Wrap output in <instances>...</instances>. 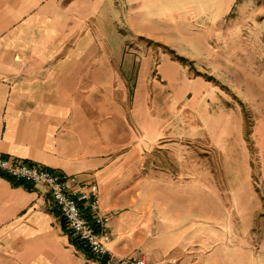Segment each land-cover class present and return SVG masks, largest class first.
Returning <instances> with one entry per match:
<instances>
[{
	"label": "crops",
	"instance_id": "crops-1",
	"mask_svg": "<svg viewBox=\"0 0 264 264\" xmlns=\"http://www.w3.org/2000/svg\"><path fill=\"white\" fill-rule=\"evenodd\" d=\"M98 2L0 0V154L96 185L117 257L235 264L225 259L221 232L199 219L204 204L189 201L204 192V173L186 182L177 144L189 128L168 124L139 75L129 90V77L114 72L116 58L93 57ZM107 17L101 9L102 35ZM13 182L0 176V264H109L71 243L49 195Z\"/></svg>",
	"mask_w": 264,
	"mask_h": 264
},
{
	"label": "rangeland",
	"instance_id": "rangeland-1",
	"mask_svg": "<svg viewBox=\"0 0 264 264\" xmlns=\"http://www.w3.org/2000/svg\"><path fill=\"white\" fill-rule=\"evenodd\" d=\"M92 25L93 57L116 58L129 90L140 76L168 124L189 128L177 142L186 182L204 173V192L189 201L204 204L199 219L226 239L227 262L264 264V0H99Z\"/></svg>",
	"mask_w": 264,
	"mask_h": 264
},
{
	"label": "built area",
	"instance_id": "built-area-1",
	"mask_svg": "<svg viewBox=\"0 0 264 264\" xmlns=\"http://www.w3.org/2000/svg\"><path fill=\"white\" fill-rule=\"evenodd\" d=\"M0 176L42 190L49 195L68 231L84 244L90 254L109 264H150L144 257H117L108 245V218L99 208L96 185L84 184L75 177H64L51 170L31 166L0 154ZM159 264H177L175 260Z\"/></svg>",
	"mask_w": 264,
	"mask_h": 264
},
{
	"label": "trees",
	"instance_id": "trees-1",
	"mask_svg": "<svg viewBox=\"0 0 264 264\" xmlns=\"http://www.w3.org/2000/svg\"><path fill=\"white\" fill-rule=\"evenodd\" d=\"M170 54L171 55H174V53L173 52H170ZM175 56V58L178 60V61H180L181 63H184V62H186V59H184L183 57H180V56H177V55H174ZM2 177H4V176H2ZM6 178V177H5ZM6 179H8V178H6ZM9 181H12L13 182V180H11V179H8ZM13 183H15V184H19V185H21L22 183L21 182H13ZM71 235V234H70ZM71 241V243L78 249V250H80V251H82V252H84L85 254H86V256H88L89 258H90V256H92L91 254H90V252H89V250H88V248L84 245V244H82L81 242H79L77 239H72V240H70Z\"/></svg>",
	"mask_w": 264,
	"mask_h": 264
}]
</instances>
